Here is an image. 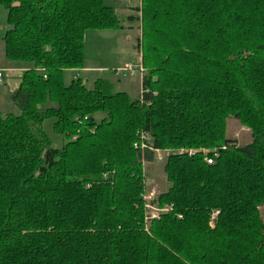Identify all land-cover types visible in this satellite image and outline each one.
I'll list each match as a JSON object with an SVG mask.
<instances>
[{
  "label": "trees",
  "instance_id": "1",
  "mask_svg": "<svg viewBox=\"0 0 264 264\" xmlns=\"http://www.w3.org/2000/svg\"><path fill=\"white\" fill-rule=\"evenodd\" d=\"M0 5L5 57L29 66L20 115L0 113V264H264V0H142L135 101L81 77L86 32L124 29L103 0ZM230 118L249 146L226 138ZM156 150L172 152L155 201L169 210L148 226Z\"/></svg>",
  "mask_w": 264,
  "mask_h": 264
},
{
  "label": "rangeland",
  "instance_id": "2",
  "mask_svg": "<svg viewBox=\"0 0 264 264\" xmlns=\"http://www.w3.org/2000/svg\"><path fill=\"white\" fill-rule=\"evenodd\" d=\"M106 6L112 7L117 12L121 21H125L124 29L119 31H87L84 38V55L89 69L107 68V70L97 71L81 75L88 89H93L98 79L107 80L113 85V91L125 92L130 99L135 101L141 98L144 90L142 80L146 75V70L142 64V50H138L139 43L142 42L141 14L136 12L139 7L138 2L131 0H103ZM139 17V21L126 22L130 17ZM8 13L6 8L0 5V71L3 74V84L0 85V113L3 116L12 114L20 115V110L13 103L12 95H9L7 84V72L4 69L27 68L28 65L22 63H12L5 57L3 38L9 30ZM140 47V46H139ZM119 68V70L117 69ZM118 71H117V70ZM117 71V72H116ZM74 75L67 76L66 82L73 80ZM9 95V96H8ZM53 120L44 123V131L51 141L54 149H61L67 143V138L58 136L53 130ZM252 132L245 128L238 119L230 118L226 124L225 136L227 139L235 141L239 147H246L252 143ZM179 151V150H176ZM206 151V150H205ZM180 152V151H179ZM202 150L188 152L193 156L201 153ZM210 153V151H207ZM170 151H161L155 154L152 163H145V211L146 217H151L158 213L160 218L162 212L167 208H159L155 201L157 197L170 188L164 173V166ZM262 211V210H261ZM155 220V219H154ZM151 219L146 223L149 226Z\"/></svg>",
  "mask_w": 264,
  "mask_h": 264
},
{
  "label": "crops",
  "instance_id": "3",
  "mask_svg": "<svg viewBox=\"0 0 264 264\" xmlns=\"http://www.w3.org/2000/svg\"><path fill=\"white\" fill-rule=\"evenodd\" d=\"M5 67H6L4 69L5 71H7V70L10 71V72H7L9 74H8V77L6 78L7 79L6 88L8 89L9 95H13L20 88L22 75L26 71V69L23 68V67L18 68V69L7 67V66H5ZM117 69L119 70V68H117ZM91 70H97V71L103 70V71H105V70H107V68H95V69L94 68L93 69H89L88 68L87 70H84V71H82L80 73H82V75L83 74L86 75V73L92 72ZM3 82L4 81L2 80L0 85L3 84Z\"/></svg>",
  "mask_w": 264,
  "mask_h": 264
},
{
  "label": "built area",
  "instance_id": "4",
  "mask_svg": "<svg viewBox=\"0 0 264 264\" xmlns=\"http://www.w3.org/2000/svg\"><path fill=\"white\" fill-rule=\"evenodd\" d=\"M131 1H133V2H138V4H139V7H140V9H141V7H142V0H131ZM2 80H3V74H2V71H0V83L2 82ZM143 137V136H142ZM143 139H144V137H143ZM141 148L144 150L145 148H147V146H146V144H144V143H142V145H141ZM155 152V154L156 153H158V152H161V151H159V150H156V151H154ZM172 152L170 151V154H171ZM183 153H185V151H180L179 152V154H183ZM204 156H206V158H205V161L207 162V164L208 165H213L214 164V157H217L218 156V154H214V157H209L208 155H209V153L207 152V151H205V150H203L202 152H201ZM145 200H146V198H145ZM168 210L169 209H165L163 212H162V214H164V213H167L168 212ZM154 220V219H159V217H158V213L157 214H154L153 216H152V218L151 217H146V222L148 221V220ZM214 224V217H213V219L211 220V225H213Z\"/></svg>",
  "mask_w": 264,
  "mask_h": 264
}]
</instances>
